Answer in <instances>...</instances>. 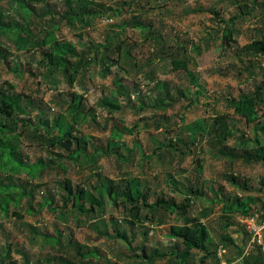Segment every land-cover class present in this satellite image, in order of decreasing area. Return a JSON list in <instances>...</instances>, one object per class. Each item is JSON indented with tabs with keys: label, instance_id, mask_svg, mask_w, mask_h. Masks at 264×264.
Listing matches in <instances>:
<instances>
[{
	"label": "rangeland",
	"instance_id": "1",
	"mask_svg": "<svg viewBox=\"0 0 264 264\" xmlns=\"http://www.w3.org/2000/svg\"><path fill=\"white\" fill-rule=\"evenodd\" d=\"M0 11L3 24L26 31L0 29V94L24 111L16 120L0 115L2 135L20 134L22 163L52 161L34 176L0 166V186L13 185L15 198L26 193L0 208V264H151L145 256L152 264H264V228L261 244L254 232L264 226V161L238 157L264 155V54L247 50L264 43V0H0ZM52 32L77 50L68 72L49 69L45 54L56 45L44 37ZM74 96L85 113L72 109ZM243 96L256 98L251 124L230 105ZM61 118L82 139L76 159L52 145ZM122 129L133 132L114 136ZM78 147L71 140L70 150ZM66 179L96 197L107 188L101 206L81 214L66 199ZM129 179L149 203L191 200L184 213L141 208L143 222L132 225L131 203L108 194L126 191ZM248 196V216L225 211ZM194 220L209 232L208 253H172L180 246L173 234Z\"/></svg>",
	"mask_w": 264,
	"mask_h": 264
},
{
	"label": "trees",
	"instance_id": "2",
	"mask_svg": "<svg viewBox=\"0 0 264 264\" xmlns=\"http://www.w3.org/2000/svg\"><path fill=\"white\" fill-rule=\"evenodd\" d=\"M33 13H35V10H32ZM247 14H251L249 11ZM50 15V10H44L41 12L40 17L44 18ZM75 17V16H74ZM3 13L0 11V29H8V30H16L17 32L23 31V29L18 28H12L9 25L3 24ZM52 21V20H51ZM73 23V19L71 21ZM26 34V31H23ZM232 35L225 34L224 35V41L227 42L231 40ZM44 45L50 46L55 44L56 47L53 51L46 53L45 58L48 61L49 69L51 71L55 70H63L65 72H68L72 66H70V63L68 61V57H77V50L76 48L69 43H61L59 42L55 34L52 32L51 34L45 33L44 37ZM248 51H254L256 54H264V43L262 41H256L255 43H252L247 47ZM0 50V54H1ZM172 67L174 70H186L185 62L173 60L171 62ZM129 98V97H128ZM19 99H12L9 98L3 94H0V115L10 119H15V114H22L24 111L19 106ZM230 105L235 107V112L237 115H240L248 124H251L254 122V108L256 105V98L255 97H249V96H243L240 98L239 101L231 100ZM106 107H109L111 111H116L118 109V105L115 102H106ZM72 109H74L77 112H80L81 114L85 113L83 109V99L82 97L74 96ZM65 119L61 118L58 120V123L56 127L59 128L60 137L57 140V143H53L52 145L54 147H60L65 149L67 152H69L68 158L69 159H76V157L79 156V153L83 151V148L81 147L82 139H78L73 137V134L69 132V127H67L65 124ZM16 124L12 126V129L15 127ZM5 126H0V166L2 168H5V170L12 169H22L25 170L28 169L30 174L34 176L39 169L45 168V166H50L52 164V161L48 163L40 162L33 166H28L27 164L22 163L16 156L17 152V146L20 134L13 135V136H3L2 132L4 131ZM258 131L264 133V126L261 127ZM132 130H126L122 129L121 132H115L114 136L120 137L123 134H131ZM75 138V139H74ZM71 140H75L78 144V149L76 151L70 150V144ZM258 143V141H256ZM173 144L170 142L168 144V147H172ZM246 153L244 155H239V158L244 159L247 162H260L264 161V155L261 152L252 150V151H245ZM67 158V157H66ZM60 169L63 172L67 171V168L65 165L61 164ZM64 190L66 191V199L72 201V205L75 209H77L81 214H88L94 211L95 207H99L102 204L103 201V192L101 191H107L106 189H101L99 197H96L89 193V191L86 188L83 187H76L74 188L72 186V182L69 179L65 180L64 183ZM1 188V200H0V208L2 211H8L9 206L12 202H14L16 205H19L20 200L26 195V193H21L18 198H15L12 194H10L8 191L13 189V185H10L8 187L0 186ZM109 196L113 198L115 201L119 198H124L126 201L131 203V207L129 209L130 213L134 212L132 214V220H130V224L135 223H142L140 216V210L141 208L149 209L151 211L157 209V208H163L171 213L175 212H182L186 210L188 206V202L191 200L189 197H185V201L181 204H177L174 201L169 202L165 198H159L155 200L153 203L148 202L147 194L144 192V190L140 187L137 179H129L127 182L126 191H123L120 193V195H115L114 190L111 188V190L108 192ZM253 202V198L251 196H248L244 201L236 200L232 203H230L228 206L225 207V211L232 213V212H238L242 216H248L251 208L248 206L249 203ZM51 201L46 200V202L41 205V207H44L45 205H50ZM173 238L178 240L180 243V246H174L172 249V253L175 254H182L183 258L188 256V253L192 250H197L202 253H208V247H207V241L209 238V232L207 231L206 227L199 221L194 220L193 223H189L181 227L175 234H173ZM121 239L128 240V238L123 235ZM182 251V252H181ZM10 248L7 247L6 256H9ZM145 254V253H144ZM156 256L160 258H165L168 256L167 253H160L156 252ZM85 257V255H84ZM206 257V256H205ZM204 257V258H205ZM203 258V259H204ZM155 258L147 259L145 256L146 263H153ZM4 260H2L3 262ZM7 264H16L14 262H9ZM194 264V263H193Z\"/></svg>",
	"mask_w": 264,
	"mask_h": 264
},
{
	"label": "built area",
	"instance_id": "3",
	"mask_svg": "<svg viewBox=\"0 0 264 264\" xmlns=\"http://www.w3.org/2000/svg\"><path fill=\"white\" fill-rule=\"evenodd\" d=\"M262 228H264V226L258 227L257 229L254 228L255 236L257 237V239L259 241L258 243H260V244H261V242H260V239H261L260 231L262 230Z\"/></svg>",
	"mask_w": 264,
	"mask_h": 264
}]
</instances>
